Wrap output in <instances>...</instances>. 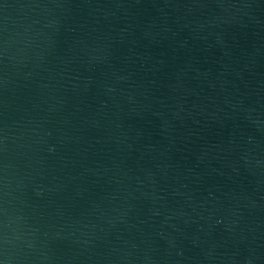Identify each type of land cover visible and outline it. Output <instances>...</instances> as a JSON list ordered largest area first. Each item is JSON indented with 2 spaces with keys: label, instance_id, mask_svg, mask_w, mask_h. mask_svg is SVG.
<instances>
[{
  "label": "water",
  "instance_id": "obj_1",
  "mask_svg": "<svg viewBox=\"0 0 264 264\" xmlns=\"http://www.w3.org/2000/svg\"><path fill=\"white\" fill-rule=\"evenodd\" d=\"M0 264H264V0H0Z\"/></svg>",
  "mask_w": 264,
  "mask_h": 264
}]
</instances>
